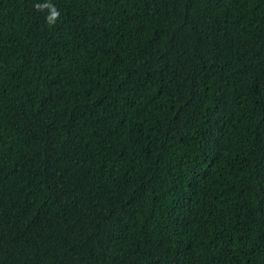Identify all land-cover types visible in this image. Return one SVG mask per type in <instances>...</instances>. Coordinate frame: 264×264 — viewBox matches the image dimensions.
<instances>
[{
    "label": "trees",
    "instance_id": "16d2710c",
    "mask_svg": "<svg viewBox=\"0 0 264 264\" xmlns=\"http://www.w3.org/2000/svg\"><path fill=\"white\" fill-rule=\"evenodd\" d=\"M0 264H264V0H0Z\"/></svg>",
    "mask_w": 264,
    "mask_h": 264
},
{
    "label": "clouds",
    "instance_id": "9594fccd",
    "mask_svg": "<svg viewBox=\"0 0 264 264\" xmlns=\"http://www.w3.org/2000/svg\"><path fill=\"white\" fill-rule=\"evenodd\" d=\"M54 16L58 15V13H53ZM51 20V18H49Z\"/></svg>",
    "mask_w": 264,
    "mask_h": 264
}]
</instances>
